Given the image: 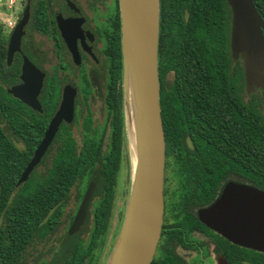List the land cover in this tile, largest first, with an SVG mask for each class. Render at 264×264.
<instances>
[{
	"label": "flooded vegetation",
	"instance_id": "flooded-vegetation-1",
	"mask_svg": "<svg viewBox=\"0 0 264 264\" xmlns=\"http://www.w3.org/2000/svg\"><path fill=\"white\" fill-rule=\"evenodd\" d=\"M253 2L264 21V0ZM162 7L161 0L160 45ZM15 9L18 12L16 25L28 9L29 19L21 50L14 54L11 65L8 64L10 67L18 65L20 73L6 89L18 100L16 105L27 116L32 130L36 126L40 128L37 133L24 136L3 125L19 148V155L24 157L19 161L17 170L20 173L9 201L17 210L25 204L29 209L33 208L37 201L49 205L51 180L56 178L55 174L74 171L77 175L72 182H67L68 194L51 210L46 207L47 214L40 225L21 240L13 264H105L110 243L115 237L117 200L122 193L129 199L132 174L124 106L121 0H16ZM183 9L189 12L186 7ZM228 10L231 12V16L227 13L226 23L231 26L232 73L234 66L244 64V59L242 56L235 58L232 53L233 12L230 5ZM188 17L189 14H185L186 21ZM25 58L43 77L37 96L40 109L9 92L22 84ZM33 74L36 73L33 71ZM174 89L167 86V90ZM222 90L219 101L174 103L172 123L165 131L164 222L151 264H220L223 260L228 264H255L259 253H264L229 240L209 225L202 215L220 199L229 184L264 190L263 182L260 184L259 181L257 142L259 99L264 97V89L249 90L247 85L240 84ZM66 100H73V111L71 116L68 115L71 119H62L40 162L27 180L20 183ZM261 109L264 115V101ZM99 112L101 117H98ZM93 140L100 141L103 156L117 155L115 166L101 163L84 167L56 165L59 156L70 159L82 156L87 151L84 149L86 142ZM114 140L119 143L118 151L113 150ZM30 141L38 143L31 146ZM65 143H70L69 148L64 149ZM125 170L128 189L120 193ZM94 180L96 185L85 218L81 224L75 225ZM104 205L108 208L104 209ZM124 216L125 212H122L116 220L119 228ZM4 225L1 217L0 237L4 235L1 229Z\"/></svg>",
	"mask_w": 264,
	"mask_h": 264
},
{
	"label": "water",
	"instance_id": "water-1",
	"mask_svg": "<svg viewBox=\"0 0 264 264\" xmlns=\"http://www.w3.org/2000/svg\"><path fill=\"white\" fill-rule=\"evenodd\" d=\"M233 12L232 53L242 56L249 90L264 89V21L253 0H227ZM124 47V106L131 153V188L123 224L107 264H151L164 222L166 136L162 117L159 45L161 0H121ZM29 9L13 29L8 64L21 50ZM33 71L36 74H33ZM22 84L9 92L40 109L37 96L43 84L25 58ZM73 100H66L20 183L27 180L51 144L63 118L71 119ZM96 180L88 190L75 225L83 222ZM205 221L229 240L264 252V190L229 184L220 199L203 212ZM220 264H228L225 260Z\"/></svg>",
	"mask_w": 264,
	"mask_h": 264
},
{
	"label": "trees",
	"instance_id": "trees-1",
	"mask_svg": "<svg viewBox=\"0 0 264 264\" xmlns=\"http://www.w3.org/2000/svg\"><path fill=\"white\" fill-rule=\"evenodd\" d=\"M162 32H161V77L163 84V120L165 131H168L171 121V111L174 103L194 101H219L223 88L245 86V65L234 66L231 73L232 60L229 52L231 26L226 23L229 5L227 0H162ZM186 7L189 12L183 9ZM185 14H189L186 21ZM10 35L6 25L0 20V218L5 225L1 228L4 235L0 237V264H13L15 250L20 247L22 239L29 236V231H35L46 216V207L51 210L69 191V184L77 175L76 172L55 174L51 181L50 204L36 202L31 212L27 204L17 210L9 201L16 178L19 176V161L24 160L18 153L19 148L7 135L8 125L16 133L31 135L38 131L29 126L27 116L23 114L18 102L7 91L20 73L18 65L8 66V44ZM236 68V70H235ZM237 72V74H236ZM172 86L174 90H167ZM191 88V90H189ZM264 92V91H263ZM210 96L211 98H207ZM212 96H215L214 98ZM194 97V98H193ZM264 97L259 99L258 112V167L259 181L264 185V115L261 109ZM189 110V108H186ZM171 144L170 140H167ZM35 146L38 142H29ZM70 143H65L69 148ZM113 150L119 149V143L114 140ZM67 146V147H66ZM100 141L86 142L82 156L57 157V166H115L117 155L101 154ZM115 170L113 169V172ZM115 174V173H114ZM65 186H58L60 183ZM105 206V205H104ZM107 206L104 207V209ZM108 208V207H107ZM255 264H264V253H259Z\"/></svg>",
	"mask_w": 264,
	"mask_h": 264
},
{
	"label": "rangeland",
	"instance_id": "rangeland-1",
	"mask_svg": "<svg viewBox=\"0 0 264 264\" xmlns=\"http://www.w3.org/2000/svg\"><path fill=\"white\" fill-rule=\"evenodd\" d=\"M11 0H0V20L3 21V19H8V18H11V11L9 10V7L11 6ZM6 6V7H5ZM18 13V12H17ZM16 13V14H17ZM17 16V15H16ZM16 19V17H15ZM11 30H8V33H10ZM102 114L99 112L98 113V117H101ZM131 158V157H130ZM132 167V165H131ZM123 175V174H122ZM124 182H123V178H122V181H121V186H122V191L119 190L120 193L124 192L125 189H128V182H127V170L124 171ZM123 194V193H122ZM120 194L118 200H117V205H116V208H115V214H114V228H115V237L114 239L112 240V243H114L115 239L117 240L118 236H119V233H120V230L121 228L118 227V221H116L119 216L121 217L122 216V212H125V207H126V204H127V197L128 195H125V197H123V195ZM123 224V222H122ZM111 242V240L109 241ZM112 243H110V247H109V257L107 258L105 264H107L110 256H111V248H112ZM116 243V241H115ZM115 244L113 245V248H114Z\"/></svg>",
	"mask_w": 264,
	"mask_h": 264
},
{
	"label": "built area",
	"instance_id": "built-area-1",
	"mask_svg": "<svg viewBox=\"0 0 264 264\" xmlns=\"http://www.w3.org/2000/svg\"><path fill=\"white\" fill-rule=\"evenodd\" d=\"M15 1L16 0H11V6L9 7V10L11 11V18L8 19H3V23L6 25V28L8 30H13L16 26V19H15V15H16V9H15Z\"/></svg>",
	"mask_w": 264,
	"mask_h": 264
}]
</instances>
